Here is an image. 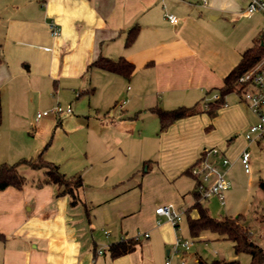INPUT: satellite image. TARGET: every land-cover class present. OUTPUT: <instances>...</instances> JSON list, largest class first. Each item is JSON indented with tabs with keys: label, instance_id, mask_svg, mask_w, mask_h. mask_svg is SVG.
I'll use <instances>...</instances> for the list:
<instances>
[{
	"label": "crops",
	"instance_id": "crops-1",
	"mask_svg": "<svg viewBox=\"0 0 264 264\" xmlns=\"http://www.w3.org/2000/svg\"><path fill=\"white\" fill-rule=\"evenodd\" d=\"M250 1L0 0L2 114L8 101L17 112L37 103L35 120L42 125L83 117L95 137L76 206L69 195L57 196L54 184L0 190L3 264H155L160 254L166 264L182 220L175 226L156 209L171 205L186 215L196 187L188 170L205 148H219L231 166L264 136L246 139L258 117L236 92L216 116L203 111L162 132L153 108L205 110V100L264 33V15L248 13ZM50 21L60 25L58 36ZM134 27L138 35L128 45ZM101 56L127 58L135 65L132 76L89 68ZM58 104L81 113L37 118L40 108ZM217 165L228 168L221 157ZM208 200L214 217L227 206L217 197ZM189 212L198 216L196 209ZM136 236L141 243L133 252L111 255L110 244ZM196 238L220 236L204 231Z\"/></svg>",
	"mask_w": 264,
	"mask_h": 264
},
{
	"label": "rangeland",
	"instance_id": "rangeland-1",
	"mask_svg": "<svg viewBox=\"0 0 264 264\" xmlns=\"http://www.w3.org/2000/svg\"><path fill=\"white\" fill-rule=\"evenodd\" d=\"M82 99L88 102L87 97ZM72 107L73 112L70 114L78 116L81 112L75 105ZM37 110V103L27 109L22 107L20 112L14 109L11 102L3 103L0 127V166L3 163L18 164V171L26 180L25 186L41 187L39 181L45 175V168H32L23 160L37 157L42 148L46 146L44 159L58 164L61 171L66 172L68 176L81 173L84 177L88 166L86 154L95 137L82 120L83 117L79 121L68 123L63 121V124L58 126L57 119L54 123L47 122V125H42L35 120ZM40 110L42 111L41 108ZM66 114L61 115L62 120H65ZM250 151L252 155L249 172L245 171L241 160L234 165L229 164L227 170H224L231 180L233 190L228 192L229 196L226 195V208L219 207V212L215 214V217L222 218L227 213L234 216L242 214L252 231L254 240L264 247V221L256 218V209L259 212L263 210L260 215L264 214V194L258 186L260 178L264 179V141L261 144L255 143ZM204 203L208 206L210 200ZM180 227L179 238L193 243L186 256L189 264H195L197 256L206 260L237 259L241 264H250V255L245 252L236 253L234 243L229 239L220 237L219 239L200 240L192 236L188 227V217L185 214L182 215ZM99 229H101L100 226ZM95 230L98 231L96 225ZM2 240H0V264H3L4 260V241ZM182 256L180 252L170 257L173 264H179ZM164 261V257L160 254L157 255L155 264H164Z\"/></svg>",
	"mask_w": 264,
	"mask_h": 264
},
{
	"label": "trees",
	"instance_id": "trees-1",
	"mask_svg": "<svg viewBox=\"0 0 264 264\" xmlns=\"http://www.w3.org/2000/svg\"><path fill=\"white\" fill-rule=\"evenodd\" d=\"M139 28L134 27L130 30L126 44L130 45L134 42L138 35ZM262 36L256 41V43L244 51L242 59L236 67L226 76L224 80V86L219 88L216 99L208 98L205 100V110L198 108L197 106H185L181 105L173 109H165L160 106H156L153 110L157 113L160 121V132L167 130L172 123L176 120L185 118L203 111L208 112L211 117L217 115L218 110L226 105V96L230 93L236 92L241 94V88L238 83V79L251 70L258 61L264 55V44L262 43ZM96 66L103 70L114 72L120 75L130 78L135 70L133 62L125 57L119 59H112L101 56L89 66V68ZM216 94V93H215ZM2 124V99L0 96V127ZM44 152L42 150L37 157L25 159L32 168H45V175L39 181V186L45 184H54L58 187L57 196L69 195L70 204L76 206L81 200L78 196V190L83 187L84 180L81 173L68 176L61 171L60 166L52 161L44 159ZM202 160L200 158L195 162ZM194 163V164H195ZM193 164V165H194ZM192 165V166H193ZM18 164L3 163L0 166V190H4L8 187H15L21 189L26 180L23 175L20 174L17 168ZM191 166V167H192ZM191 167L189 173L191 174ZM192 175V174H191ZM193 176V175H192ZM196 180V187L193 191L195 199L194 204L187 209L186 215L188 217V227L192 236L197 237L204 231H211L217 233L220 237L229 239L234 243V249L236 253H248L251 257L250 264H264V247L256 242L253 238L252 231L247 225L245 217L242 214L236 216H225L222 218L214 217L208 206L204 203L208 199L202 198L200 192L197 189L199 179L193 176ZM259 189L264 194V179H260L258 183ZM192 209L198 211L197 217H192L190 212ZM88 210V209H87ZM89 211V210H88ZM261 210L256 209V218L264 221V214L260 215ZM1 238H4L0 234ZM141 243L139 237L123 238L120 241L114 242L109 245L108 249L113 257H119L133 252L137 246ZM195 264H241L239 260H223L213 259L206 260L201 256Z\"/></svg>",
	"mask_w": 264,
	"mask_h": 264
},
{
	"label": "built area",
	"instance_id": "built-area-1",
	"mask_svg": "<svg viewBox=\"0 0 264 264\" xmlns=\"http://www.w3.org/2000/svg\"><path fill=\"white\" fill-rule=\"evenodd\" d=\"M248 13H261L264 15V0H251L248 7ZM167 18L171 23L177 24L179 18L174 14H168ZM51 34L58 36L61 33L60 25L55 21L49 23ZM264 44V33L262 36ZM241 88V100L257 115L258 120L250 125L245 134L249 142L257 141L264 136V55L258 63L248 72L243 74L238 79ZM79 94V93H77ZM219 95L214 94L211 99L218 98ZM208 100V99H207ZM72 106L68 105L64 108L61 105L55 106L52 110H44L37 113V118L47 116L49 114L71 113ZM221 150L217 147L205 148L199 162L191 167V174L199 179L197 189L202 198L211 199L217 197L222 205L226 203V192L231 188V181L226 175V172L221 171L217 165V158L221 157L223 166H228L231 161L227 156L221 155ZM241 160L246 172H249L251 166V151L245 149L241 154ZM156 213L163 215L173 225L177 226L182 220V213L178 212L171 205L160 206L156 209ZM148 236V234H145ZM139 237V236H136ZM192 242L178 238L173 246L174 253H182L183 256L179 260V264H188L186 254L192 246ZM105 249H98V253H104ZM166 264H172V259L169 257Z\"/></svg>",
	"mask_w": 264,
	"mask_h": 264
}]
</instances>
